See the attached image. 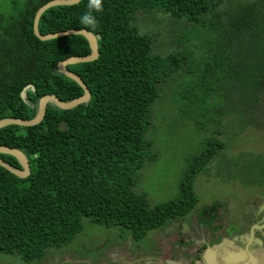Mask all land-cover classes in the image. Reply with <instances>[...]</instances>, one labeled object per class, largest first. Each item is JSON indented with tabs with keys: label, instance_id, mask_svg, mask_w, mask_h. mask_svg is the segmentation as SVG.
I'll return each mask as SVG.
<instances>
[{
	"label": "trees",
	"instance_id": "16d2710c",
	"mask_svg": "<svg viewBox=\"0 0 264 264\" xmlns=\"http://www.w3.org/2000/svg\"><path fill=\"white\" fill-rule=\"evenodd\" d=\"M9 1L15 15L0 14V120H30L45 95L62 102L82 96L56 65L87 56L90 48L82 36L48 41L34 36V16L52 0ZM88 3L49 8L38 31L84 29L96 37L98 59L68 66L86 84L90 100L70 110L48 104L38 125L0 129V146L20 150L30 167L25 179L0 167V254L26 263L41 260L48 248L69 244L83 218L94 226L116 227L134 241L164 229L194 209L196 177L212 161L221 166L224 146L216 137H236L264 124V0H102L103 10L93 13L95 29L81 23ZM154 12L176 24L173 42L179 53H153L155 37L139 31V16ZM181 28L191 33L201 28L208 38L179 34ZM176 74L188 78L180 114L209 136L189 159L178 198L150 208L133 187L145 161L155 158L144 137L151 107L161 83ZM0 158L19 168L13 157ZM226 160L231 170L242 166L244 187L264 188V155L241 153Z\"/></svg>",
	"mask_w": 264,
	"mask_h": 264
},
{
	"label": "rangeland",
	"instance_id": "374dc122",
	"mask_svg": "<svg viewBox=\"0 0 264 264\" xmlns=\"http://www.w3.org/2000/svg\"><path fill=\"white\" fill-rule=\"evenodd\" d=\"M0 14L15 15L9 0H0ZM147 17L140 15L136 26L142 34L155 37L153 53H179L173 42L172 25L176 24L167 23L169 18L157 12ZM181 29L179 34L186 31V36L199 37L198 41L208 38L201 28L192 33ZM190 62L199 68L192 59L187 60ZM187 82L188 78L176 74L161 83L159 98L150 110L144 137L155 158L145 161L133 187L135 193L146 196L150 208L178 198L188 161L201 151L209 136L180 114L186 105L180 94ZM216 139L224 146L221 166L212 161L208 170L196 177L194 209L170 221L166 228L134 241L116 227L94 226L83 218L74 239L60 248H48L41 260L26 263L17 255L0 254V264H183L187 249L202 244L205 253L189 264H264V188L244 187L248 184L239 178L242 166L231 170L226 160L241 153L263 156L264 124L247 128L236 137L222 134Z\"/></svg>",
	"mask_w": 264,
	"mask_h": 264
},
{
	"label": "water",
	"instance_id": "95a60500",
	"mask_svg": "<svg viewBox=\"0 0 264 264\" xmlns=\"http://www.w3.org/2000/svg\"><path fill=\"white\" fill-rule=\"evenodd\" d=\"M81 0H52L45 5L41 6L33 20V34L36 38L40 41H48L60 37L65 36H82L88 42L90 48V54L87 56H72L67 58L66 60L60 61L56 65V70L58 73L63 75L64 77L74 81L82 90L83 94L79 98L69 101V102H62L58 97L54 95H45L39 99L38 102V110L37 114L34 118L30 120H24L20 118H5L0 120V129L5 128L8 126H20V127H33L38 125L44 118L46 112V106L48 104H53L57 108L61 110H70L75 108L78 105L87 103L90 100V92L86 86V84L81 80V78L70 71L68 66L82 64V63H89L96 61L99 57L98 45L96 37L87 30H67L61 31L57 33H51L46 35H41L38 31V23L41 15L48 10L49 8L56 7V6H71L78 4ZM32 90L34 89L32 86L30 87ZM25 90L27 87L21 92V97L25 98ZM0 155H8L13 157L19 165V168L12 166L0 158V167L8 171L10 174L16 176L19 179H25L30 174V167L26 156L18 149L9 148L5 146H0Z\"/></svg>",
	"mask_w": 264,
	"mask_h": 264
},
{
	"label": "clouds",
	"instance_id": "9594fccd",
	"mask_svg": "<svg viewBox=\"0 0 264 264\" xmlns=\"http://www.w3.org/2000/svg\"><path fill=\"white\" fill-rule=\"evenodd\" d=\"M88 8L89 11L82 16L81 23L91 29H95L98 22L93 13H98L103 10L102 0H89Z\"/></svg>",
	"mask_w": 264,
	"mask_h": 264
},
{
	"label": "flooded vegetation",
	"instance_id": "af4514ba",
	"mask_svg": "<svg viewBox=\"0 0 264 264\" xmlns=\"http://www.w3.org/2000/svg\"><path fill=\"white\" fill-rule=\"evenodd\" d=\"M214 234H216V232H213L212 235ZM205 239H207V237ZM190 245L191 244H188L187 248H189ZM205 250H206V247L203 244L196 248L187 249L188 252L185 255L183 264H189L197 259H201V256H203V254L205 253Z\"/></svg>",
	"mask_w": 264,
	"mask_h": 264
}]
</instances>
